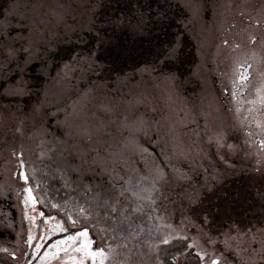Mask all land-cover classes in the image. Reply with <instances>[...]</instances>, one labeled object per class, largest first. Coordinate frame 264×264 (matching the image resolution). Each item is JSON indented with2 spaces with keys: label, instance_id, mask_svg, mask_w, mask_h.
<instances>
[{
  "label": "rangeland",
  "instance_id": "1",
  "mask_svg": "<svg viewBox=\"0 0 264 264\" xmlns=\"http://www.w3.org/2000/svg\"><path fill=\"white\" fill-rule=\"evenodd\" d=\"M240 65L251 78L238 84ZM3 68L7 82L21 76L7 83L16 99L33 69V111L14 117L32 130L17 146L41 208L90 230L103 252L96 264L205 263L206 239L188 222L204 210L213 146L234 150L240 138L255 162L264 139V0H0ZM67 107H80L83 121ZM100 107H130L149 121L147 141L123 151ZM69 159L75 174L64 170ZM148 219L160 237L147 233ZM76 246L52 253L59 264H89Z\"/></svg>",
  "mask_w": 264,
  "mask_h": 264
},
{
  "label": "flooded vegetation",
  "instance_id": "2",
  "mask_svg": "<svg viewBox=\"0 0 264 264\" xmlns=\"http://www.w3.org/2000/svg\"><path fill=\"white\" fill-rule=\"evenodd\" d=\"M23 77L25 83L21 85L28 91L18 99L8 98L7 83L15 85L21 76L16 74L7 82L5 69L0 72V262L5 264H26L32 252L26 240L23 185L17 178V162L27 159L21 147L17 146L19 134L25 132L26 137L32 126L27 121L25 128L21 126L19 130L15 127L14 117L23 118L33 111V69L25 72ZM29 141L33 143L32 134ZM236 143L234 150L223 145L213 146L210 155L216 160V168L210 166L208 170L202 205L204 210L190 213V231L195 237L206 239L204 246L209 257L202 264H264V152H261L264 150V139L259 141L260 147L253 153L255 162L249 158L251 151L242 147L244 143L240 138L236 139ZM152 150L159 156L154 147ZM28 172L32 184L31 167H28ZM198 179L202 181L201 177ZM163 220L159 218V222ZM65 221L68 222L67 219ZM145 224L151 237H160L149 219ZM161 228L165 230V224ZM69 239L70 236L66 240ZM52 242L51 252L67 249L75 242V251L86 257V253H95L88 233L87 237L80 235L66 247L58 241ZM40 245L33 250V262H36L35 253ZM97 258L94 263L89 258V264H96ZM53 264H59L58 256Z\"/></svg>",
  "mask_w": 264,
  "mask_h": 264
},
{
  "label": "built area",
  "instance_id": "3",
  "mask_svg": "<svg viewBox=\"0 0 264 264\" xmlns=\"http://www.w3.org/2000/svg\"><path fill=\"white\" fill-rule=\"evenodd\" d=\"M239 75L237 79V83L240 84L242 82H246L251 78L250 74V66L240 65L238 67ZM236 84V85H238ZM235 85V86H236ZM239 86V85H238ZM17 178L24 183L23 191H22V198H23V208H24V220L27 226V234L26 240L28 247H31V258L28 259L26 264H53L56 260L55 253H52L49 248L52 241L61 240L63 237L77 236L81 232L87 231L90 235V230L88 228H83L81 230L72 231L68 229V225L65 221L64 217H60L57 214L48 215L44 209L41 208V204L39 199L37 198V194L35 191V187L30 182V174L28 172V168L24 160L20 159V164L17 169ZM43 222V224H41ZM43 225V226H42ZM62 227V231L60 230ZM59 228V229H56ZM51 230L53 237H47L44 239V232ZM57 231V232H55ZM43 232V235H39V233ZM92 236V234H91ZM54 240H51V239ZM48 241L47 246L45 243ZM41 244V245H40ZM72 244V243H71ZM70 244V245H71ZM40 245L37 252L35 253L36 262H33V250ZM49 250V251H48ZM48 251V255L45 256L46 252ZM95 253H97L95 249ZM97 258V255H96Z\"/></svg>",
  "mask_w": 264,
  "mask_h": 264
},
{
  "label": "crops",
  "instance_id": "4",
  "mask_svg": "<svg viewBox=\"0 0 264 264\" xmlns=\"http://www.w3.org/2000/svg\"><path fill=\"white\" fill-rule=\"evenodd\" d=\"M79 108L80 107H67V110L64 112V114L67 113V118L71 117V118L80 119L83 121L84 114L81 112V110H79ZM100 108L101 109L97 111V113L99 114L102 113V108H105V109L108 108L107 110H104L105 111L104 124L106 127L110 128L109 134H111L113 137H116L118 139L119 146L121 147L123 151H125L126 153L128 152L132 153L135 143L137 145H140L144 142L145 137H147V134H149V130H148L149 121H147L145 125L142 120L138 122L135 121L134 113L132 112L130 107H100ZM97 121L99 122L98 127L101 128L102 126L101 120L98 119ZM93 125L94 127H96L95 120H94ZM69 128L74 133L78 131L77 127L70 126ZM72 132L70 133L69 136L73 134ZM71 140L73 143L75 142V138H72ZM145 141H147V139H145ZM68 148L70 149V145ZM69 162L70 163H68L66 168L64 167V170L66 169L69 174L70 173L75 174L73 173L74 168L72 166L73 164H71L72 161L70 159H69ZM78 185L82 187L83 184L78 183ZM83 190L90 192L92 190H95V187L93 185L87 184V185H84Z\"/></svg>",
  "mask_w": 264,
  "mask_h": 264
},
{
  "label": "bare ground",
  "instance_id": "5",
  "mask_svg": "<svg viewBox=\"0 0 264 264\" xmlns=\"http://www.w3.org/2000/svg\"><path fill=\"white\" fill-rule=\"evenodd\" d=\"M56 229H59V228H56ZM60 230H61V231L63 230L62 227H60ZM55 232H57V231H55ZM81 233H83V232H81ZM81 233H80V234H81ZM80 234L77 236V238H79ZM45 237H47V234L45 235ZM70 237H74V236H70ZM77 238H76V239H77ZM63 239L66 240L67 238L63 237L61 240H58V242H59L62 246H65V247H66L67 245H69L70 242L74 241L73 239H69V240H66L65 243H63V242H61ZM81 239H82V237H81ZM47 255H48V251L46 252L45 256H47ZM87 255H88V257L90 258L91 262L94 263L95 261L92 260V258L90 257V255H89L88 253H87Z\"/></svg>",
  "mask_w": 264,
  "mask_h": 264
},
{
  "label": "snow or ice",
  "instance_id": "6",
  "mask_svg": "<svg viewBox=\"0 0 264 264\" xmlns=\"http://www.w3.org/2000/svg\"><path fill=\"white\" fill-rule=\"evenodd\" d=\"M81 236H84V237H87V233L85 232V233H81L80 234ZM70 239H73V240H75L76 239V237H70ZM165 242H167V241H165ZM97 254H99V255H103V252L101 251L100 253H93V255L95 256V255H97Z\"/></svg>",
  "mask_w": 264,
  "mask_h": 264
},
{
  "label": "trees",
  "instance_id": "7",
  "mask_svg": "<svg viewBox=\"0 0 264 264\" xmlns=\"http://www.w3.org/2000/svg\"><path fill=\"white\" fill-rule=\"evenodd\" d=\"M106 5H108V3H106ZM148 7L150 8V10L154 9V6L150 7V5H149Z\"/></svg>",
  "mask_w": 264,
  "mask_h": 264
},
{
  "label": "water",
  "instance_id": "8",
  "mask_svg": "<svg viewBox=\"0 0 264 264\" xmlns=\"http://www.w3.org/2000/svg\"><path fill=\"white\" fill-rule=\"evenodd\" d=\"M0 264H5V263L0 262Z\"/></svg>",
  "mask_w": 264,
  "mask_h": 264
}]
</instances>
